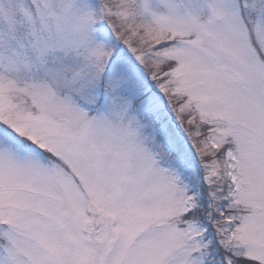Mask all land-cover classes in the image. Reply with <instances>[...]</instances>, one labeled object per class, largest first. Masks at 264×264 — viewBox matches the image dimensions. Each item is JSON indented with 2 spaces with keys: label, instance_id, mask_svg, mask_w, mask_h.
I'll use <instances>...</instances> for the list:
<instances>
[{
  "label": "snow or ice",
  "instance_id": "snow-or-ice-1",
  "mask_svg": "<svg viewBox=\"0 0 264 264\" xmlns=\"http://www.w3.org/2000/svg\"><path fill=\"white\" fill-rule=\"evenodd\" d=\"M0 264H264V0H0Z\"/></svg>",
  "mask_w": 264,
  "mask_h": 264
}]
</instances>
